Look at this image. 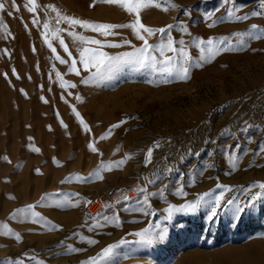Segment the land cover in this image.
Instances as JSON below:
<instances>
[{"label":"rangeland","instance_id":"374dc122","mask_svg":"<svg viewBox=\"0 0 264 264\" xmlns=\"http://www.w3.org/2000/svg\"><path fill=\"white\" fill-rule=\"evenodd\" d=\"M3 2L0 20L7 28L0 30V233L9 234L0 235V264H86L109 245L119 246L99 264H264V195L251 201L261 192L256 185L264 183V0H236L235 5L232 0H172L177 8L167 12L149 7L141 13L144 25L176 26L171 35L177 49L184 41L191 58L189 78L125 67L87 84L82 80L95 69L84 71L79 49L67 34L72 29L66 23L56 25L47 6L94 23H130L134 16L115 5L96 2L90 7L94 0H37L40 23L33 25L25 0H15L17 10L12 0ZM233 8L240 10L229 19ZM45 19L67 30L58 36L77 60L79 75L69 73L71 59L59 39L48 34L66 64L45 44ZM252 25H257L255 31ZM74 30L121 45L100 49L109 55L142 44L130 29H117V35L108 37L79 26ZM209 39L214 51L220 49L211 57ZM148 41L156 45L160 34ZM198 41L205 43H194ZM56 73L75 87L61 88ZM121 160L125 162L117 167ZM101 164L112 168L97 173ZM205 193H210L206 200L223 196L213 222L207 219L208 205L194 214H174L168 222L170 205L179 208ZM235 204H251L239 220ZM157 224L168 230L164 242L137 243L134 233Z\"/></svg>","mask_w":264,"mask_h":264},{"label":"snow or ice","instance_id":"6c2138e0","mask_svg":"<svg viewBox=\"0 0 264 264\" xmlns=\"http://www.w3.org/2000/svg\"><path fill=\"white\" fill-rule=\"evenodd\" d=\"M105 3L108 5H115L120 7L124 12L127 14L134 16V20L130 23L124 24H104V23H94L90 21L81 20L75 17L65 16L60 13L55 6L48 5L47 7L55 13V24L59 25L60 23H66L69 26L71 31H68L67 34L72 38V41L75 45H77L79 49V63L83 65V69L86 72H90L91 69H95L94 72H91L90 78H85L82 80V83L87 84L89 79L92 80H104L110 77L113 73L120 71L125 67H130L135 71L141 70H150L151 73L159 72L162 76L166 78L172 79H179L182 81H186L189 78V66L187 62H190V57L187 51L184 48V41L180 40L179 44L180 47L177 49L174 47L175 41L172 38L171 32L173 30L174 25L169 24L165 27L161 28H152L144 25L141 21V13L149 8V7H156L161 11L167 12L170 9L175 10L177 6L172 3V0H163V5L161 0H94L93 5L90 7L95 6V3ZM227 2V0H226ZM236 0H232V3L235 5ZM6 4L3 0H0V12L5 10ZM11 7L14 10H17V4L15 0H12ZM25 8L26 10L33 14V25H38L40 23L39 18L35 15L36 10L38 8L37 0H25ZM218 10V9H217ZM238 8L229 9L227 12V16L229 19L233 18L234 12L239 11ZM9 16L12 15V12L8 13ZM253 15H261V13L254 12ZM212 14H207L206 19H211ZM247 16H235L236 20H245ZM79 26L85 30H91L94 32H99L101 35L108 37V36H115L117 29H130L132 35L135 39L142 41V44L139 48L133 47L131 52H123L119 55H109L107 52L102 51L100 49L103 48H117L120 47V44L112 43V42H104L98 39H89L86 38L78 33L75 32V28ZM211 26V25H210ZM7 25L0 20V30H6ZM179 28L182 32H186L185 26L181 23ZM43 29L44 32H41V36L44 38L45 44L50 48L56 60L59 61L60 64H66L67 61L62 59L59 55H56V49L52 47V44L48 40V34H51L53 39H59L60 47L63 51L68 54L69 59H71V64L68 66L69 73H74L79 75V69L77 68V60L72 58V54L69 51V48L65 44V41L59 38L58 34L63 31H67L65 29H61L59 27H53L49 19H45L43 22ZM257 29V25H252V30L255 31ZM157 33L160 34V42L156 45H152L148 41V37L156 35ZM166 38V39H165ZM259 38V37H255ZM124 44H130V41L124 40ZM194 43L204 44V41H198ZM220 43H224V41H220ZM83 45H95L97 46L95 50L90 49L88 47H84ZM207 45L210 47L208 48V52L211 56H214L216 52L220 51L219 48H214V41L209 39L207 41ZM158 52L163 59L158 60L155 55L152 53ZM166 52H171L173 56H166ZM57 78L61 81L60 86L61 88H74L75 85L69 82L63 81L60 73H56ZM167 82V81H166ZM77 100H80V97H77ZM46 102V101H45ZM73 112L80 122L81 126L84 128L85 131H90L87 128V125L84 124V121L80 117L78 112ZM119 127V125H113L112 128ZM112 129L109 130L111 132ZM107 135L101 136L100 139H106ZM89 150L92 152H96L97 149L94 147L93 143H89L88 145ZM38 151V149H34ZM264 152V149H261ZM152 157V149L150 148L146 153L145 163L151 162ZM130 157H126L128 159ZM3 159H7L6 157ZM125 161L121 160L118 162L117 167L122 165ZM236 167L235 160L233 161V168ZM111 165H104L101 164L98 166L97 173L100 171H107L111 170ZM38 171V170H37ZM102 178V177H101ZM80 179L82 182H87L89 178H77ZM217 187H220L217 185ZM261 192L256 193L251 197V201L258 200L262 195H264V183L257 184ZM182 194V193H181ZM205 197H210V193H205L197 198L195 202L187 203L182 205L179 208H175L173 206H169L166 210L167 217L169 223L172 222L174 214L183 213V214H194L196 213L201 206L208 205L209 206V214L207 219L209 222H213L215 217L218 214V210L222 207V200L223 196H216L214 199H205ZM11 199V197H9ZM43 199V198H42ZM234 203L233 200H228L227 204L232 205ZM145 206L147 207V200L144 201ZM251 204H245L241 206L240 204H235L234 207V215L237 220L240 219L241 214L246 210L247 207H250ZM29 208L33 206H28ZM154 214V213H153ZM15 215V214H13ZM118 223V221H117ZM9 233H0V235H7ZM168 234L167 228H161L160 225H156L155 229L153 228H145L140 232L134 233L135 236L138 237L137 243L142 245L151 246L154 243H162L166 240ZM20 236L18 234L15 235L16 242H20ZM91 243V242H89ZM124 243V241H121ZM119 245H109L108 247L104 248L102 252L98 254V257L90 258L86 264H99V260L101 258L107 259L111 257L114 253V249L117 248ZM71 250V249H69ZM16 264H22L21 261H17ZM37 264H42V262H37Z\"/></svg>","mask_w":264,"mask_h":264}]
</instances>
